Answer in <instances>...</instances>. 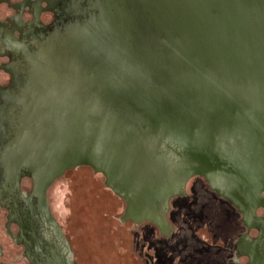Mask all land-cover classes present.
<instances>
[{
  "label": "water",
  "instance_id": "1",
  "mask_svg": "<svg viewBox=\"0 0 264 264\" xmlns=\"http://www.w3.org/2000/svg\"><path fill=\"white\" fill-rule=\"evenodd\" d=\"M100 16L31 56L8 173L29 172L30 201L65 246L50 192L71 171L158 237L174 229L172 199L202 176L258 231L242 254L264 264V0H112Z\"/></svg>",
  "mask_w": 264,
  "mask_h": 264
},
{
  "label": "flooded vegetation",
  "instance_id": "2",
  "mask_svg": "<svg viewBox=\"0 0 264 264\" xmlns=\"http://www.w3.org/2000/svg\"><path fill=\"white\" fill-rule=\"evenodd\" d=\"M110 1L0 0V264H51L58 256H65L69 264H76L71 242L50 203L51 213L68 240V246L64 245L58 229L38 210L37 199L30 201L33 182L29 172L23 168L16 180L8 173L7 153L24 109L23 92L31 74V56L40 53L51 40L62 42L74 33L88 34L100 22V15ZM196 180H200L203 188L208 187L207 191L213 197L232 207L235 217L241 215L242 218V231L232 245L205 244L209 248H219L229 256L226 264H248L249 258L242 254V250L247 244V236L254 238L258 231L249 230L238 208L212 190L204 177L191 178L185 193L172 199L168 218L179 200L193 204L195 194L189 188ZM258 212L264 214L263 209ZM149 224L160 233L157 226ZM135 225L143 227L144 224ZM160 236L169 239L171 234L165 236L160 233ZM144 255L146 264H158L156 254L146 252Z\"/></svg>",
  "mask_w": 264,
  "mask_h": 264
},
{
  "label": "rangeland",
  "instance_id": "3",
  "mask_svg": "<svg viewBox=\"0 0 264 264\" xmlns=\"http://www.w3.org/2000/svg\"><path fill=\"white\" fill-rule=\"evenodd\" d=\"M189 191L194 202L176 203L169 239L123 223L111 191L73 171L50 193L76 264H146V252L156 254L158 264H226L229 256L199 239L229 247L242 225L197 180Z\"/></svg>",
  "mask_w": 264,
  "mask_h": 264
},
{
  "label": "trees",
  "instance_id": "4",
  "mask_svg": "<svg viewBox=\"0 0 264 264\" xmlns=\"http://www.w3.org/2000/svg\"><path fill=\"white\" fill-rule=\"evenodd\" d=\"M90 168V167H89ZM92 169V168H91ZM110 190V189H109ZM118 197V196H117ZM121 199V198H120ZM236 219V218H235ZM236 221V220H235ZM128 222H131V221H128ZM240 222H242V221H240ZM199 242H201V243H203L205 246H208V245H206L205 244V240H203V238H200L199 239ZM210 247H213V246H210Z\"/></svg>",
  "mask_w": 264,
  "mask_h": 264
}]
</instances>
